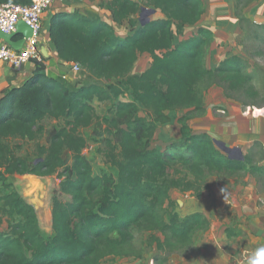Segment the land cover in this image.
Masks as SVG:
<instances>
[{"label":"trees","instance_id":"16d2710c","mask_svg":"<svg viewBox=\"0 0 264 264\" xmlns=\"http://www.w3.org/2000/svg\"><path fill=\"white\" fill-rule=\"evenodd\" d=\"M144 1L164 17L142 26L134 19L142 10L138 2L111 0L100 5L116 24L129 22L132 31L124 38L99 17L53 16L49 36L58 57L80 64L98 83L71 86L48 77L45 65L37 64L22 87L0 98V182L6 190L0 194V225H8L0 230V264H106L143 259L154 246L167 255L186 254L211 223L203 213L181 217L171 200L172 190L200 199L213 175H251L264 182L261 142L255 144L262 148L260 162L253 154L234 160L209 134H195L190 126L191 120L207 114L204 93L212 87L222 88L234 100L239 94L247 99L260 96L246 61L231 55L208 68L215 36L206 28L175 44L176 35L184 36L187 27L202 20L203 0ZM0 3L28 5L30 0ZM144 54L152 58L150 67L133 73ZM94 103L108 104L107 114L98 117ZM142 108L148 117L140 116ZM172 112H184L178 120L181 139L167 151L151 149L157 129L171 122ZM45 120L59 125L48 132ZM93 125L104 129L99 153L114 174H95L84 155L87 140L82 131ZM30 144L35 146L34 158L22 155ZM180 146L187 155L173 154ZM66 151L70 166L63 158ZM56 173L64 179L52 200L53 234L48 238L35 207L9 177ZM135 231L149 234L145 249L136 244ZM227 233L230 239L236 236L231 230Z\"/></svg>","mask_w":264,"mask_h":264},{"label":"rangeland","instance_id":"374dc122","mask_svg":"<svg viewBox=\"0 0 264 264\" xmlns=\"http://www.w3.org/2000/svg\"><path fill=\"white\" fill-rule=\"evenodd\" d=\"M203 1L205 14L202 20L193 27H187L184 36L176 35L175 44L189 39L200 28L211 30L215 37L207 56L208 68L218 67L223 60L231 55L243 58L260 96L255 99H247L239 94L238 98L234 100L227 97L222 88L212 87L204 93L207 114L202 118L191 120L190 126L195 134H199L198 131L203 129L208 131L204 133L209 134L214 140L225 143V138L229 135L232 142L239 143L243 133L249 131L247 135H251L256 128V122L260 120L263 123L264 121V0H243L240 3L237 0ZM138 3L144 8L154 9L147 6L144 0H138ZM163 17V14L156 11L150 16V21ZM134 19L140 21L141 11L134 16ZM114 25L117 26L118 24L114 22ZM130 30L132 31L128 21L119 24L118 29H114L116 35H125L126 37L131 34ZM61 62L63 63V61ZM151 62L150 56L141 55L133 73H143L150 67ZM33 67L36 69L35 66ZM92 83L98 82L84 71L77 85ZM68 84L71 85L70 82ZM119 101H125V98H120ZM225 102H232L236 110L230 108ZM94 106L96 114L100 118L105 116L110 108L108 104L94 103ZM221 109L226 111L225 116L219 113ZM169 115L171 122L157 129L151 142V149L167 151L173 144H178L181 139V127L178 120L183 114L172 112ZM140 116L148 117V111L142 108ZM43 125L49 132L58 127L59 122L45 120ZM82 133L87 140L84 155L91 162L94 173L97 175L114 174L115 172L110 169L102 154L99 153V149L104 148L106 137L104 129L93 125L84 129ZM249 141L243 139L242 144H236L232 147L242 149L244 156L255 155V162L258 163L263 158L262 148L255 146V144L261 141ZM261 144L264 149V144L262 142ZM252 148L255 150L252 151ZM34 151V144L26 145L22 155L29 153V156L34 158ZM172 152H176L173 153L176 155H187L186 149L182 146ZM63 158L66 165L70 166L72 160L67 151ZM260 164L264 165V159ZM63 179L64 177L60 173L50 177L34 175L9 177V182L14 185L23 198L35 207L40 226L45 237L48 238L53 234L52 200L54 194L58 193ZM5 192L4 186L0 182V194H5ZM170 196L175 203V211L181 217L203 213L210 220V229L199 235L194 248L186 254L167 255L159 252L154 246L153 249L146 250L143 259L123 258L109 261L106 264H250L249 261L245 260L249 250L252 254H258L257 250L264 249V241L261 240L260 236H257L261 232L264 234V182L258 183L251 175H243L237 178L213 175L209 178L208 190L203 193L200 199L190 193L182 194L178 190H172ZM62 199L68 201L69 197L63 196ZM39 204L45 205L49 215L47 220L42 219L38 210ZM7 228L6 222L0 225L1 231H6ZM227 230H231L236 236L232 239L228 238ZM251 235L254 236L251 237ZM135 236L136 244L145 249L149 234H140L135 231ZM262 236L264 238V235Z\"/></svg>","mask_w":264,"mask_h":264},{"label":"crops","instance_id":"0c3cea01","mask_svg":"<svg viewBox=\"0 0 264 264\" xmlns=\"http://www.w3.org/2000/svg\"><path fill=\"white\" fill-rule=\"evenodd\" d=\"M110 1L111 0H93V1L92 0H65V1L57 0L55 4L45 13L43 20L45 39H43L42 41L43 44L41 45V48H44V45L46 46L45 49H42V52L45 54V57L48 58L46 60L48 67L45 71V74L48 77L53 79H59L65 82V80L62 79V74H65V72H67L66 66L70 65L69 63L61 60L58 57L56 48L51 42L49 31L53 16L59 13H67V14L78 13L80 15L89 18L99 17L102 21L111 25L114 29L115 28L118 29L119 24L117 26L114 25V19L112 18L113 17L112 13L106 9H101L100 7L102 3L108 4ZM134 1L138 2V0H134ZM120 37L124 38L126 36L120 35ZM60 60L63 61V63ZM34 70L35 69L33 65L29 64L25 66L23 71L15 72L8 65L0 62V98L4 96V93L6 91L22 87L31 78V76L34 75ZM68 78L69 80H67L66 82L67 83L70 82L71 86H76L81 79L80 76H73V75L68 76ZM225 103L228 104L229 107L232 108L233 110H236L235 105L232 102H225ZM180 113L184 114V112H180ZM204 132H208V131H205L203 129L198 131V133H204ZM248 132L249 131H247V133ZM247 133L246 132L243 133L241 141L239 143L232 142V138L228 135L225 138V143H227L230 147H232L236 144H242L243 139H248L250 140L249 142L259 140L264 144V121L262 123L260 122V120H258V122H256V128H254V133H252L251 135H247ZM258 234L259 235L257 236H260L261 240L264 241V238L262 236L264 235L263 232ZM253 236L254 235H251V237ZM258 252L259 251L257 250V253ZM245 260L249 262L253 260H257L259 264L260 258L258 257V254H252L250 253L249 250V252L246 254Z\"/></svg>","mask_w":264,"mask_h":264},{"label":"built area","instance_id":"2783aa9c","mask_svg":"<svg viewBox=\"0 0 264 264\" xmlns=\"http://www.w3.org/2000/svg\"><path fill=\"white\" fill-rule=\"evenodd\" d=\"M57 0H30L28 5L0 3V32L12 35L17 32L19 22H25L33 31L30 38L25 39L21 49L16 50L6 41L0 39V62L8 65L13 71L21 72L25 66L32 64L45 65L48 67L45 54L42 52L41 45L45 39L43 20L45 13L55 4ZM65 1V0H60ZM23 37L16 38L15 41ZM67 72L62 74V79L69 80L68 76H80L84 73L83 67L78 63H70ZM77 80V79H76ZM219 113L223 116L226 111L221 109Z\"/></svg>","mask_w":264,"mask_h":264},{"label":"water","instance_id":"95a60500","mask_svg":"<svg viewBox=\"0 0 264 264\" xmlns=\"http://www.w3.org/2000/svg\"><path fill=\"white\" fill-rule=\"evenodd\" d=\"M156 13L155 9H147L142 7L141 10V24L142 26L147 25L150 22V16ZM33 34L32 29L23 21L19 22L17 25V32L12 35H6L0 32V39L6 41L10 46L19 50L25 43V39L30 38ZM23 37L18 41H15L16 38ZM216 146L230 159L234 160H243L244 154L242 149L238 147H230L222 141L215 140Z\"/></svg>","mask_w":264,"mask_h":264},{"label":"bare ground","instance_id":"6f19581e","mask_svg":"<svg viewBox=\"0 0 264 264\" xmlns=\"http://www.w3.org/2000/svg\"><path fill=\"white\" fill-rule=\"evenodd\" d=\"M38 210L40 211L39 213H41L42 219H44V220L46 219L47 220L49 215H48V211H47L45 205L39 204Z\"/></svg>","mask_w":264,"mask_h":264},{"label":"clouds","instance_id":"9594fccd","mask_svg":"<svg viewBox=\"0 0 264 264\" xmlns=\"http://www.w3.org/2000/svg\"><path fill=\"white\" fill-rule=\"evenodd\" d=\"M258 257L260 258L259 264H264V249H261L258 252ZM250 264H258L257 260H253L250 262Z\"/></svg>","mask_w":264,"mask_h":264}]
</instances>
